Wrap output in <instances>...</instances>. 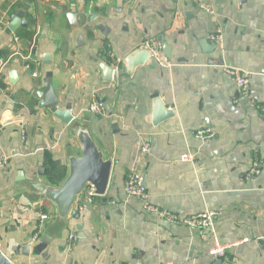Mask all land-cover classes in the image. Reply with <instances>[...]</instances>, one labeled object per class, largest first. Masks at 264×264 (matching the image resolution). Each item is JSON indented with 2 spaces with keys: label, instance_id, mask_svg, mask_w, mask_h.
I'll list each match as a JSON object with an SVG mask.
<instances>
[{
  "label": "crops",
  "instance_id": "obj_1",
  "mask_svg": "<svg viewBox=\"0 0 264 264\" xmlns=\"http://www.w3.org/2000/svg\"><path fill=\"white\" fill-rule=\"evenodd\" d=\"M18 13L26 23L13 32ZM151 39L172 66L130 72L127 57ZM2 66L0 254L11 264H264V0H0ZM230 70L249 78L246 94ZM49 77L69 125L35 96ZM158 100L174 116L154 124ZM206 129L212 139L196 137ZM86 145L112 163L109 185L70 211L60 191ZM132 171L147 202L125 193ZM206 211L217 213L210 229L182 222ZM216 241L228 246L221 260L208 255Z\"/></svg>",
  "mask_w": 264,
  "mask_h": 264
},
{
  "label": "water",
  "instance_id": "obj_2",
  "mask_svg": "<svg viewBox=\"0 0 264 264\" xmlns=\"http://www.w3.org/2000/svg\"><path fill=\"white\" fill-rule=\"evenodd\" d=\"M71 21L73 29L78 27V17L75 14L68 15ZM23 20V14H16L15 19L10 23L9 28L11 31L16 30L25 25ZM207 44H209L207 42ZM85 45L84 40L78 38V48H82ZM217 48V45H214ZM162 50L166 57L170 59V47L167 44L162 45ZM150 59L149 54L144 51H136L127 57L126 62L129 67V71L132 72L136 67L143 66ZM50 62V60H49ZM101 69L105 75L104 80L109 82H118V72H115L111 67L102 65ZM36 98L41 100L44 107L49 110H54L56 117L61 119L65 124L69 125L73 121V117L70 113V109L65 110L58 109V97L56 96L53 86L52 78L49 77L45 83L42 91H38L35 94ZM174 113L168 111L163 103L158 100L154 108V124H158L164 120L172 118ZM112 163L102 160L101 155L97 150L91 146L86 145L84 154L81 158L76 159L71 164V172L68 180L60 191L59 201L63 205H68L70 211H72L76 198L82 194L84 187L87 184H92L96 188V194L101 196L107 191L109 180L111 176ZM0 264H11L10 260L4 255L0 254Z\"/></svg>",
  "mask_w": 264,
  "mask_h": 264
},
{
  "label": "built area",
  "instance_id": "obj_3",
  "mask_svg": "<svg viewBox=\"0 0 264 264\" xmlns=\"http://www.w3.org/2000/svg\"><path fill=\"white\" fill-rule=\"evenodd\" d=\"M202 0H197V3H200ZM208 13H211V9L208 7H205ZM209 40L214 42L218 47H221L223 44V37L220 32L209 36ZM140 50L146 51L150 59L158 66L160 69H168L172 66L170 59L166 57L164 52L161 49V45L157 40H148L146 41ZM37 66L40 65L39 62H35ZM4 66V64H3ZM0 68V81L2 79V68ZM230 75L233 76L238 86L243 90V92L246 94L249 91L250 87V81L249 78L242 74L240 71L236 70H230L228 71ZM33 76L37 78L39 76L38 71L34 72ZM90 112L96 116H104L106 114V106L102 101H99L97 99H94V101L91 103ZM196 137L201 140H207L212 139L214 137V133L210 129L206 130H200L196 133ZM149 149V145L145 144L142 147V152L147 153ZM195 154L193 153H187L185 155H182L181 161L182 162H193L195 160ZM262 171V165L260 163L256 162L252 169H251V175H260ZM125 193L130 196L134 197L136 199H139L143 202H147L148 199V193L146 190V186L144 184V176L139 171H132L128 174L127 179L125 181L124 185ZM82 193H84L87 197V200L89 203H92L93 200L96 198V188L92 184H87ZM149 210H152L151 207H147ZM82 210V208H81ZM164 217L167 219L178 222V217L175 215H171L170 213L164 212L162 213ZM217 216V213L214 211H206L200 215H197L195 217H191L188 219H184L182 222L186 224L187 226L193 228V229H210L213 227L214 220ZM47 216H42L41 222H44L47 220ZM74 238V236H72ZM36 237L34 238V240ZM247 241V240H245ZM228 246L220 244L218 241L214 244V246L208 251V255L214 259H223L226 256Z\"/></svg>",
  "mask_w": 264,
  "mask_h": 264
},
{
  "label": "trees",
  "instance_id": "obj_4",
  "mask_svg": "<svg viewBox=\"0 0 264 264\" xmlns=\"http://www.w3.org/2000/svg\"><path fill=\"white\" fill-rule=\"evenodd\" d=\"M0 86H2V80L0 81Z\"/></svg>",
  "mask_w": 264,
  "mask_h": 264
}]
</instances>
